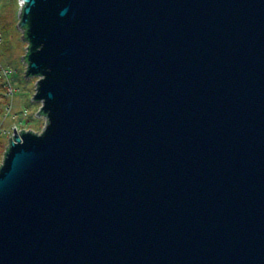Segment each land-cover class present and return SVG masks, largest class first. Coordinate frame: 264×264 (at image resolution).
Masks as SVG:
<instances>
[{"label":"water","instance_id":"95a60500","mask_svg":"<svg viewBox=\"0 0 264 264\" xmlns=\"http://www.w3.org/2000/svg\"><path fill=\"white\" fill-rule=\"evenodd\" d=\"M18 2L0 264H264V0Z\"/></svg>","mask_w":264,"mask_h":264},{"label":"rangeland","instance_id":"374dc122","mask_svg":"<svg viewBox=\"0 0 264 264\" xmlns=\"http://www.w3.org/2000/svg\"><path fill=\"white\" fill-rule=\"evenodd\" d=\"M19 0H0V71L6 69L8 81L0 80V165L15 130L40 133L46 123L43 116L36 117L41 105L32 99L38 78L25 80L26 66L21 58L26 55L27 43L16 28L19 23ZM6 83H8L6 85Z\"/></svg>","mask_w":264,"mask_h":264},{"label":"built area","instance_id":"2783aa9c","mask_svg":"<svg viewBox=\"0 0 264 264\" xmlns=\"http://www.w3.org/2000/svg\"><path fill=\"white\" fill-rule=\"evenodd\" d=\"M9 76L10 75L6 69H3V71H0V80L8 81Z\"/></svg>","mask_w":264,"mask_h":264},{"label":"trees","instance_id":"16d2710c","mask_svg":"<svg viewBox=\"0 0 264 264\" xmlns=\"http://www.w3.org/2000/svg\"><path fill=\"white\" fill-rule=\"evenodd\" d=\"M8 83H6V85H7ZM5 154V153H4Z\"/></svg>","mask_w":264,"mask_h":264}]
</instances>
